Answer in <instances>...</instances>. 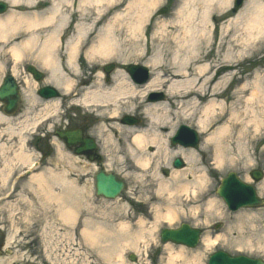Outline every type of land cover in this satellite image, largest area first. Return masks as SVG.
Instances as JSON below:
<instances>
[{
	"label": "bare ground",
	"instance_id": "obj_1",
	"mask_svg": "<svg viewBox=\"0 0 264 264\" xmlns=\"http://www.w3.org/2000/svg\"><path fill=\"white\" fill-rule=\"evenodd\" d=\"M63 1V6L55 3L44 16L43 14L30 16L10 14L5 18H0V46L11 43L10 39L19 33L26 34L25 38L18 40L9 48V53L15 61L11 71L12 75L18 76L17 61H26L28 56H33L38 51L36 55L41 60L42 66L35 65L45 72V84L52 85L61 93L66 94L69 91L73 92V89L82 84L89 83L88 88L79 95L75 103L90 113L93 112L99 119L93 129V131L96 130L94 135L100 137L101 131L107 132L102 134L105 139L104 143L99 142L101 143L99 150L103 157V165L84 160L90 164L88 166L90 173L96 174L101 170L111 173L113 159L123 164L128 162V164L126 163L127 169L135 178V183L151 190L147 191L149 199L156 196L158 198V202L152 206L156 222L161 220L172 222L178 216L189 214V212L195 215L199 209L197 201L205 198L207 194L205 192L198 194V190L207 183L206 171L220 170L225 165L226 159L235 162L233 160L237 156L241 160H247L250 157L251 139L258 137L264 126V76L256 75L252 83H244L225 99L223 98V89L228 84L226 77L219 79L211 87L217 72L221 71L223 66L221 62L206 63L208 54H203L204 48L209 45V40L205 39L209 33L207 28L210 20L208 8L202 14L197 26L188 27L194 16L193 12L186 14V17L183 18L184 22H178L177 31L180 33L177 35L181 34L180 37L169 39L171 37L165 36L166 23L161 27L160 34L156 35L158 40L161 39L165 45L174 44L176 46V52L172 55L173 58L170 62L172 65L171 78L165 76L170 72L166 70L167 65L163 56L168 53V48L167 46L164 48L155 46V50L146 64L148 68L154 67L151 69L153 74L146 84L132 82L128 79L126 72L120 71L113 72L107 79L102 68L97 70L96 77H85V81H83L82 74L77 72V62L80 56L89 57L92 55L112 59L122 65L121 63L125 64L136 56V53H141L142 56L147 54V51H140V39L143 36L142 26L146 17L151 14L161 0H80L81 5L73 11L71 10L73 8L72 0ZM214 1L216 0H208V6ZM15 4L17 2L13 0V5ZM258 10L259 12L249 20L246 26L247 32L250 34L253 31L260 32L264 28L263 6H260ZM180 11L177 12L178 15ZM111 12H114L112 17L104 20ZM69 19H75L76 25L73 36L63 44V48L65 46L64 54L67 55V59L64 60L65 66H63L59 60V56L63 52L59 47L62 39L61 33L67 29L66 25L69 23ZM42 30L45 32L43 37L41 36ZM85 41L90 42L89 46H86V50L83 49ZM198 43L200 46L197 45ZM221 47L220 43L219 48ZM199 63L201 66H197ZM94 64H96L95 61ZM87 65L89 68H95L92 66V61H87ZM63 68L73 72L75 78L81 77V83L77 85L78 83L76 84L73 79L64 75ZM213 69L215 73L212 75ZM4 78L5 76H2L0 83ZM24 80L27 85L30 84L28 77H24ZM162 84L166 88V98L161 99L158 96L149 98V94L159 93ZM21 94L19 95L22 96V100L27 106L26 114L15 120V118L0 113V126L6 127L4 130L0 129V159L8 150V147L2 144L3 131L13 136L16 133L15 130L7 126L19 121L21 125L18 135H21L19 138L21 147L17 150L18 152L15 151L12 154V160L23 166L31 167L34 165L32 156L30 152L23 150L26 142L24 134L29 133L30 128L39 126L40 120L58 117L60 101L41 102L33 96L32 92L28 94L25 90ZM246 95H248L247 98L244 97ZM169 96L171 100L168 98ZM167 99H169V103L166 102ZM198 101H205V104L200 107L201 104ZM39 105L42 108L41 113L35 115L33 119L29 118L27 115L29 110ZM169 105L170 108L171 105L175 106L174 109H171L172 111L169 109ZM0 110L2 111L1 104ZM135 111H139L143 116L144 125L138 127L123 124L122 120L125 117H130ZM176 117L183 119L179 120ZM190 120L201 136L199 147L170 146L168 141L176 127L181 124L180 122H184L182 125L188 126L185 123ZM53 144L57 148L56 154L61 158L63 154L60 143L55 140ZM149 146L154 147V152L148 155L144 150ZM64 148L70 152L71 147L64 146ZM71 155L63 158L72 169L68 167L66 171L55 172L53 169L44 168L34 174L26 186L34 182L41 184L46 175L58 182L62 186L61 191H50L48 197L56 204V212L60 220L73 227L79 218L77 216L79 206L85 205L79 204L78 206L76 202L80 188L73 180L66 177L67 174H71L69 169L74 170L75 162H80L78 155L72 153ZM175 159L182 161V167L179 169L171 166ZM9 161L0 162L3 167L2 169L0 167V182L2 183L7 182L6 179L11 173ZM185 164L186 168L183 169ZM161 169L170 170L168 178L160 176ZM152 177L153 180L150 181ZM189 177L192 179L187 182ZM153 185L155 187L152 189ZM257 190L259 195H262L263 184ZM90 192H92V187H90ZM120 196L112 201H118ZM105 203L109 202L105 201ZM143 204L146 205L147 201L144 200ZM5 206L12 207L13 205L8 203ZM126 206V204H122L121 208L124 209ZM202 207L208 215L214 213L215 216H221L222 214L221 205L215 199H208ZM87 208L91 209L92 206ZM245 214L238 215L237 218L247 216L250 217L247 220H253L258 215ZM99 222L93 219H81L78 235L84 238L86 244L95 248L99 254L105 255L107 259L111 255H115L120 262H123L124 248L135 249L139 243L146 245L147 238L153 237L152 230L156 228L154 226L147 230L145 220L138 218L137 223L140 229L138 232L132 233L129 221L123 220L117 227L119 233H116L112 229L109 230L104 223L99 224ZM115 237L120 239L118 243L120 253L113 252L114 249L110 252L109 242ZM218 238H207L205 243L216 245ZM13 239L14 236L11 234L8 237V242ZM102 240L108 244L105 249L100 246ZM166 245L169 255L168 264H175L179 261L183 264H201L200 255L187 254L182 246H179V250L175 251L172 246ZM133 261L130 259V262Z\"/></svg>",
	"mask_w": 264,
	"mask_h": 264
},
{
	"label": "rangeland",
	"instance_id": "obj_2",
	"mask_svg": "<svg viewBox=\"0 0 264 264\" xmlns=\"http://www.w3.org/2000/svg\"><path fill=\"white\" fill-rule=\"evenodd\" d=\"M1 1L5 3L7 2L9 5V11L0 16V18H5L10 14L14 16L43 14L44 16V14L51 9L55 3L60 6L64 5L63 0H15L17 2L15 5H13V0H0V2ZM233 1L234 0H216L208 6V0H161L151 14L146 17L142 26L143 36L140 39V51H147L145 56H142L141 53H136V56L125 62V64L120 62L122 64L120 65L112 59L92 55L87 57L86 55H83L79 57V61L77 62V72L82 74L83 81H85V77H96L98 74L97 70L99 71L100 68L104 69L103 67L106 64H115L114 72H124V68L131 64L146 65L149 58L152 56L153 50H155V46H158L159 48L167 46L168 53H165L163 56L167 65L166 70L170 71L169 73H166L165 76L170 77L172 73V65L170 62L173 58L172 55L176 52V46L174 44L165 45L164 42H161V39L158 40L156 35L160 34L161 27L164 23H166L165 36L168 35L171 37L169 39L176 36L180 37L181 34L177 35L180 33L177 31L179 27L178 22H184L185 20H183V18L186 17V14L193 12L194 16L192 17L188 27L197 26L200 22L202 14L209 8L207 11L210 16V20L207 25L209 33L205 38L209 40V45L207 47L205 46L206 48H204L203 54H208L206 63H222L223 68L221 71L217 72L211 87L215 85L219 79L226 77L228 79V84L223 89V98L225 99L236 92L244 83H252L256 75L264 76V28H262L260 32L253 31L252 34H250V32L248 33V30L246 29L249 20L254 17L257 12H259L258 9L260 6H263L262 12L264 13V0H245L242 9L239 12H233ZM72 2V11L77 10L81 5L80 0H72ZM166 9V12L159 15L160 11ZM178 11H180L179 15L177 14ZM113 14L114 12H111L104 20L110 19ZM68 22L69 23L66 25L67 29L64 30V33H61L62 39L59 47L63 52L59 56V60L63 66H65L64 60L67 59V55L64 54L65 46L63 48V44H65L68 38L73 36L74 26L76 25L75 19H69ZM191 24L193 25L190 26ZM41 32V36L43 37L45 32H43V30ZM25 35V33H19L10 39L11 43L5 46H0V79L2 76L9 74L15 63L9 53V48L14 43H17L18 40L25 38ZM121 39L124 38L121 37ZM42 40H44V38H42ZM89 43V41H85L83 47L84 50H86V46H89ZM220 43L222 44L221 48H219ZM197 45L200 46L199 43ZM37 52L38 51H36L31 58L35 60L34 64L42 66L41 60L36 55ZM26 61L27 62L24 60L17 61L18 63L16 67L19 77H17V80L24 77L25 72L22 70V67L25 66L26 63H29L27 59ZM87 61H92V66H95V68H89ZM94 61L96 64H94ZM197 66H201V63ZM153 68H148L151 75L153 74L151 70ZM63 73L67 77L73 79L76 84L78 83L77 85L81 83V77L75 78L73 76V72H70L68 69L63 68ZM214 73L215 70L213 69L211 74L213 75ZM25 86V91L28 94H31V85L25 84ZM85 86L89 85L85 84ZM161 87L164 90L166 89L163 84ZM59 92L61 93V91ZM73 92L78 94L80 93L77 88L73 89ZM244 97L247 98L248 95ZM168 98H170V96ZM220 101L223 100L220 99ZM73 102V100H69L67 103L69 110L66 112V106L62 104L60 106V114H58V116L62 117L63 114L67 113L66 116L68 119H73V123H69L70 125L82 126L87 134L90 132L91 135L95 136L99 145L101 144L99 143L100 141L104 143L105 139L102 134L107 132L101 131L102 133L100 137L94 135L96 130L93 131V127L97 123L91 122H93V120L96 122L99 121L96 114L91 115L89 111L80 109V107L75 106ZM166 102L169 103V99H167ZM198 102L201 104L200 107L205 104V101ZM174 107L175 106L171 105L170 108L169 105L170 110L174 109ZM26 109L27 106L23 100L20 111H18L15 115H12L11 118H15L16 120L17 118L23 116L26 114ZM41 111L42 108L40 106H36L29 110L27 115L29 118L33 119L35 114H39ZM0 113L3 114L1 110ZM130 117H134L138 120L141 119V126L144 125L143 116L139 111H135V113H133ZM176 118L179 120L183 119L178 117ZM74 120L80 121L74 123ZM81 121H87L88 123H80ZM59 122L41 124V126L45 125V127L42 126L43 129L41 128V131H39L40 128L37 131L36 128L32 127L30 128L29 133L24 134L26 143L23 150L30 152L32 162H37L39 154L47 152L48 150L47 159L42 162V167L37 170L36 173L40 172L44 168L53 169L55 172H63L64 170L66 171L68 167L71 168L70 164L65 161V158H67L66 156H72L71 153L67 152L64 145L61 144L59 140L57 141L54 135L55 131H59L61 127L65 125V122ZM180 123L181 124L179 126H182V123L184 122ZM185 124H187L190 129H196L194 128L195 125L192 120L186 122ZM20 125L21 123H19V121H15V123H11L10 126H7L15 130L16 133L13 136H10L3 131L4 138L2 140V144L6 145L8 150L5 151V154L0 159V162L4 163V161L10 160L11 173L6 179V183L0 182V243H2L4 248V253L0 256V264H31L32 262H36L38 264H168L167 260L169 255L166 247L167 245L160 241L159 233L163 229H175L181 224H187L193 228L199 229L202 232L200 243L195 249L183 247L187 254L189 253L192 256L200 255L201 264H207L209 255L215 251H224L230 255H244L264 260V208L243 209L236 213H230L223 201L216 195V189L219 186L220 180L229 172L241 175L240 177L244 180L247 179V175L250 171L253 169H259L263 173V178L258 186L263 184L264 188V126L262 127L259 136L251 139L249 146V159L241 160L239 159L240 157L237 156V158L233 160L235 162L230 160L228 161V159H226L225 165L220 170H207V183L204 187L198 190V194H202L203 192L207 194L205 198L197 201L199 202L197 203L199 208L197 213L194 215L189 212V214L178 216V218L172 222H165L162 220L156 222L152 206L158 202V198L156 196L155 198L152 197L149 199L147 191L151 190L149 188H144L143 185L135 183V178H133L131 173L128 172V162H126L127 164H123L117 162L115 159L111 162L113 165L110 169L113 174L117 176V178L124 182L125 189L118 201L113 202L112 200H105L106 202H109L105 203L103 199L97 198L94 195V174L90 173V168L88 169L90 164L80 158V162H75V171L71 170L72 168L69 169V172L71 174L73 173V175L67 174L66 176L75 183H79L78 188H80V191L76 203L78 206L79 204L85 205L79 206L77 214L79 218L76 220L75 225L71 227L64 224L60 220L57 216L55 207L56 204L48 197L50 191L60 192L62 186L58 182L50 179L48 175L45 176V179L41 184L34 182L29 184V186H26L31 180V177H27L26 174L23 175L26 169H28V166H23L12 160V154L15 151L18 152L17 150L21 147L19 140L21 135H18ZM52 125L53 128H51ZM106 127L109 129L108 126ZM178 127H176L174 133ZM4 128L6 129V127L0 126V129L4 130ZM32 131H37V135H31ZM39 137H41V139ZM31 138H34L35 140L31 141ZM38 139L39 142H37ZM44 139L46 141L49 139V142H54L56 140L60 143L63 156L60 158V156L56 154L57 148L54 145H49V142L46 143ZM201 140V136L199 135V144ZM144 152L148 155L152 154L154 152V147L149 146L144 150ZM2 163L0 164V167L2 166ZM102 163L104 162L102 161ZM2 168L3 167H1V169ZM185 168L186 164L183 165V169ZM159 173L161 177L168 178L170 170L161 169ZM165 173L167 174L165 175ZM189 178L186 180L187 182L192 179V177ZM151 180H153V177L150 181ZM90 187H92V192H90ZM154 187L155 186L153 185L152 189ZM259 196L263 197L264 191L262 195ZM160 198L161 197L159 196V199ZM208 199H215L219 202L221 205V216H215L214 213L208 215L204 207H202ZM144 200L147 201L146 205L143 204ZM8 203L13 206H5V204ZM122 204H126V208H121ZM90 205L92 208H87ZM245 213L258 215L255 216L253 220H247V218H250L247 216L237 218L238 215H246ZM84 218L100 221L99 224L104 223L109 230L112 229V231H115L116 233H119V231H117L119 230L117 227L119 222L123 220L129 221L132 233L138 232L140 230L137 223L138 218L145 220L147 230L153 228L154 226L156 228L152 230L151 235H153V237L147 238L148 242L146 245L139 243L135 249L128 247L124 248L122 252L123 262H120L115 255H111V257L107 259L105 255L99 254L95 248H91L86 244L84 238L78 235L80 233L79 222ZM11 234H13L14 239L8 242V237ZM216 237H219L216 245H207L205 243L207 238L214 239ZM119 242L120 239L116 237L111 239L109 242L110 252L114 249L113 252L120 253L121 250L118 248ZM167 244L172 246L175 251L179 250V246L170 243ZM100 246L105 249L108 244L102 240ZM32 251H34L35 255L38 256L37 259L35 257H29ZM131 255L135 256V261L133 262H130ZM31 258H35L34 261ZM175 264L183 263L179 261Z\"/></svg>",
	"mask_w": 264,
	"mask_h": 264
},
{
	"label": "water",
	"instance_id": "obj_3",
	"mask_svg": "<svg viewBox=\"0 0 264 264\" xmlns=\"http://www.w3.org/2000/svg\"><path fill=\"white\" fill-rule=\"evenodd\" d=\"M242 4V0L235 1V7L233 12H236ZM7 11V5L0 2V15ZM164 11L160 12L163 13ZM112 68L105 69L108 74ZM126 71L139 80L143 79V76H147V71L137 66H129ZM30 72L38 80L39 76L30 69ZM39 94L45 96V98H54L58 94L52 87L42 89ZM19 96L17 94L16 86L11 77L6 78L0 86V103L4 104V113L13 114ZM57 137L63 140L67 147H72L81 142L78 134L75 132L69 133H57ZM177 143L184 147H196L198 139L196 134L190 131L186 127H181L173 139V144ZM86 149L92 150V146L89 141H82ZM78 154V153H77ZM174 168L179 169L182 167V162L177 159L173 163ZM261 178V174L257 173L254 176V180L258 181ZM123 183L118 180L112 174H106L103 171H99L94 178L95 194L98 197H102L107 200H113L117 198L123 190ZM217 195L224 201L229 211L235 212L242 208H258L264 207V200L257 198L254 189L251 186L241 183L234 174H230L226 179L221 181L220 187L217 189ZM200 232L196 229H192L187 225H181L175 230H162L160 232V239L163 243H172L175 245H181L189 249H193L197 246ZM133 261V258H131ZM208 264H264L263 260L251 259L244 256L232 257L228 254L218 251L213 253L208 260Z\"/></svg>",
	"mask_w": 264,
	"mask_h": 264
},
{
	"label": "flooded vegetation",
	"instance_id": "obj_4",
	"mask_svg": "<svg viewBox=\"0 0 264 264\" xmlns=\"http://www.w3.org/2000/svg\"><path fill=\"white\" fill-rule=\"evenodd\" d=\"M29 58H27V60H28V62L29 63H27L25 66H23L22 67V70L25 72V74H24V77H28L29 78V80H30V87H32V93H33V96L35 97V98H37L39 101H41V102H48V101H51V100H46V98H43V97H41V96H39L38 95V91L41 89V88H43L44 86H45V84H44V80H46V75L45 74H40V73H36V75L37 76H39V78H40V81H36L35 80V77H34V75H28V73H27V70L30 68V66H34L32 63H30V62H34V60H33V58H31V57H33V56H28ZM26 60V59H25ZM37 70H39L40 71V69L38 68V67H36V66H34ZM23 72V73H24ZM114 72V71H113ZM112 72V73H113ZM111 73V74H112ZM111 74H109L108 76H106L105 78H107V79H109L110 78V76H111ZM24 77H22L20 80H17L16 79V81H15V83H16V86H17V91H18V93L19 94H21V93H23L24 92V90H25V84H26V82H25V80H24ZM128 79H130L132 82H133V78L132 77H130V76H128ZM34 83H35V86H34ZM43 84V85H42ZM85 84H89V83H85ZM85 84L83 85H81V86H79L78 87V90H81V91H83L84 92V90H86L87 88H88V86H85ZM82 92V93H83ZM81 93V94H82ZM22 95V94H21ZM74 96H76V95H74ZM71 99H72V96H71ZM71 99H69L68 97H66L65 95H60V98H59V101H60V105H62V104H64V106H66V108H65V112L67 111V110H69L68 108V105H67V103L69 102V100H71ZM22 96L19 98V102H18V106H17V109H16V112L14 113V115L16 114V113H18V111H20V109H21V107H22ZM40 106V105H39ZM3 107V106H2ZM34 111V110H33ZM80 112H82V111H80ZM34 113V112H33ZM60 114V113H59ZM66 114L67 113H65V114H63L62 115V117L61 116H58V117H56V119H51V120H49V119H47V118H45V119H43V120H40V122L39 123H47V124H49V123H57V122H59V123H64L65 122V125H63L62 127H61V129L59 130V131H55L54 132V135H56V133H58V132H67V131H79L78 133L80 134V140H81V142H79V143H77L76 145H74V146H72L71 148H70V152L73 154V155H76L77 153L79 154L78 156L81 158V159H84V160H86V161H89L90 159H92V161L94 162V163H97V164H99V165H103V163H102V155L100 154V150H99V144L97 143V141H96V139H95V136H93V135H91L90 134V132H89V134H87L86 132H85V130H84V128L82 127V126H78V125H70L69 123H73V119H68V117L66 116ZM35 115H37V114H35ZM58 119V120H57ZM80 120H74V123H77V122H79ZM122 122H123V124H125V122H124V120H122ZM80 123H88L87 121H85V122H80ZM91 123H96V121H94L93 120V122H91ZM42 126H44L45 127V125H42ZM42 126H40L38 129H39V131H41L42 129H43V127ZM42 128V129H41ZM51 128H53V125H52V127ZM95 128V125H94V127H93V129ZM38 129H37V131H38ZM37 131H35V134L37 135ZM44 137H45V135H44ZM40 139H41V137H39ZM35 139L34 138H32V141H34ZM45 140V139H44ZM46 141V140H45ZM82 141H89V142H91L90 144H91V146H92V150H88V149H86L85 148V146L83 145V143H82ZM37 142H39V139L37 140ZM49 142V139L46 141V143H48ZM51 144H53V142L52 141H50L49 142V145H51ZM48 145V146H49ZM65 147H67V145H64ZM49 148V147H48ZM47 152H48V150H47ZM47 152H44V153H42L41 154V156H40V158H41V162H44L46 159H47ZM259 171V170H258ZM249 177H250V175H249ZM242 179V178H241ZM75 180V179H74ZM245 180V179H244ZM75 181H77V180H75ZM245 181H248V180H245ZM78 184L79 183H76V185L78 186ZM253 185L254 186H257V185H259V183H253ZM4 253V248H3V245H2V243H0V256L2 255ZM32 255V256H31ZM29 257H35L36 259H37V255H35V252L34 251H32L31 253H30V256ZM34 258V259H35ZM31 259H33V258H31ZM34 259H33V261H34ZM36 261V260H35ZM13 264H30V263H13ZM31 264H38V263H36V262H32Z\"/></svg>",
	"mask_w": 264,
	"mask_h": 264
}]
</instances>
